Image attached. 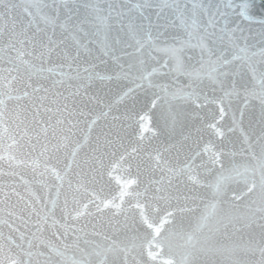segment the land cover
<instances>
[{"label":"snow or ice","instance_id":"snow-or-ice-1","mask_svg":"<svg viewBox=\"0 0 264 264\" xmlns=\"http://www.w3.org/2000/svg\"><path fill=\"white\" fill-rule=\"evenodd\" d=\"M0 264H264V0H0Z\"/></svg>","mask_w":264,"mask_h":264}]
</instances>
